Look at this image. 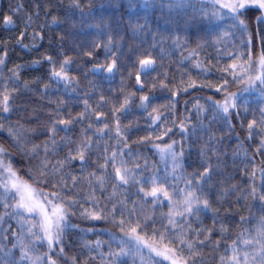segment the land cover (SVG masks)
<instances>
[{
	"label": "trees",
	"instance_id": "16d2710c",
	"mask_svg": "<svg viewBox=\"0 0 264 264\" xmlns=\"http://www.w3.org/2000/svg\"><path fill=\"white\" fill-rule=\"evenodd\" d=\"M206 6L202 0H0V98L9 96L10 109L0 112V144L32 184L27 172L39 161L17 150L9 130L25 150L47 142L49 168L64 165L49 179L56 185L63 176L61 194L76 201L63 250L51 255L55 264H149L146 249L117 255L134 249L121 243L128 237L118 222L130 219L135 227L146 219L160 229L169 214L192 245L176 253L184 264H264V83L247 89L246 82L264 50V22L257 20L261 10L250 8L242 31ZM65 60L68 80L52 74ZM227 97L236 107L224 113ZM83 142L85 159H67L78 156ZM168 145L176 151L174 169L163 165ZM153 187L168 198L155 203L146 195ZM189 191L209 207L194 204L195 214L181 217L182 193ZM4 205L0 196V264H33L22 259V220ZM95 208L107 218L80 214ZM145 240L176 248L150 234Z\"/></svg>",
	"mask_w": 264,
	"mask_h": 264
},
{
	"label": "snow or ice",
	"instance_id": "6c2138e0",
	"mask_svg": "<svg viewBox=\"0 0 264 264\" xmlns=\"http://www.w3.org/2000/svg\"><path fill=\"white\" fill-rule=\"evenodd\" d=\"M214 3L218 5L213 15L220 16L222 13L220 9H228V15H231L234 24L241 28L242 31H247L248 26L245 22L244 17L246 16V12L250 8L264 9V0H251V2H247V0H238V2L230 3L224 2L221 3L220 0H214ZM258 22H264V13H261L259 17H257ZM6 23L12 22V17H7ZM49 62H52V57L46 56ZM259 64L262 68H264V50L259 54ZM69 63L68 60L63 61L59 65L60 70H53V75L56 77H61L62 79L68 80V76L65 73V68ZM141 65H150L152 61L150 60H142ZM4 64V59L0 58V65ZM101 67H104L103 65ZM116 67L115 59L112 60L111 64L106 67V71L112 72ZM231 74V73H230ZM264 75V74H262ZM255 79L261 80V83H264V79L261 76H256ZM139 80V77H137ZM144 100H148V97H143ZM9 96L4 95L0 98V112H8L9 109ZM231 97H227L223 104L220 105L224 113H228L230 108H235L236 104L231 103ZM127 102V101H126ZM60 123H70V121L61 120ZM249 124V129H252L254 126ZM0 130H3L2 126H0ZM53 133L56 131L55 127L50 129ZM9 135L13 140V145L17 148L19 152L24 155H31L33 158L37 159L39 163L33 167L29 166L27 175L29 179H31L32 184H28L27 181L22 180L17 176L16 172L13 170L11 165L10 157L12 153L8 148H5L2 144H0V196L3 197L5 202V207H12L15 214L18 217L24 219L25 223H28V232L35 236V233L32 232L34 227H39L42 236L40 239L47 240L49 248L53 247L54 243H58L63 234V228L66 225L67 217L70 214L71 206L76 204V201L67 200L61 193L64 189L67 188V184L65 183L63 176L60 177V180L56 185H52L49 176L54 175L60 172V169L63 168V162H58L56 165H52L49 168L48 161V146L47 142L41 145L33 144L31 149L25 150L20 140L16 138L11 130H9ZM171 145H168L165 151L170 149ZM43 149L44 156L40 157V150ZM87 149V142H83L80 147H78L75 151L78 153L77 157H73L69 155L67 159L71 160L74 158H78L83 161L85 159L84 152ZM119 172V169H116ZM94 175V174H93ZM203 175H208V172L205 171ZM120 180L123 183H128V180L121 175ZM72 183L75 185L77 181L75 179L72 180ZM155 183V181H153ZM191 183L190 181L188 182ZM32 185H36L33 187ZM41 185H48L53 190L44 191ZM177 194L180 195L181 192L177 190ZM184 196V211L179 213L181 217H185V213L187 215H194L193 205L194 204H202L203 208H208V201H201L200 197L195 194V192L189 191L182 193ZM146 195L157 198L154 202L159 203L162 202L160 197L158 196V189L153 187L152 190ZM162 196L164 198H168L167 191L162 192ZM99 202L94 201V205ZM201 208L197 207L196 211H200ZM112 213L115 212V208L110 210ZM104 212L103 208H95L91 209H82L80 214L83 215L86 219H106L108 214L101 215L100 213ZM25 214H30V216H25ZM75 214V213H72ZM32 218L37 219V224H32L30 221ZM2 219V218H0ZM167 220V224L165 225L163 221H161V228H156V221L148 222V220H137L136 226H132V221L130 219H121L118 222V227L120 231L128 237L127 241H121L122 244H131L134 245L133 248H128L125 250L121 249V252L117 255H126L130 251H135L137 253L142 252L143 249H148L147 260L149 264H163L165 260L171 262V264H178V260L174 258L177 252H183L185 245L187 248L191 249V244H186L183 240L182 236L177 234V231L174 228L178 222L172 218V215L169 214L165 217ZM139 229V232H138ZM163 229V230H161ZM150 234L153 237L158 238L161 241H167L168 244L175 245V251L171 248H168L165 245V250H157L152 244H150L147 240H145V235ZM202 243V242H201ZM171 252V255L168 253ZM152 253H155L153 256ZM23 258H27L26 253L22 256ZM162 258V259H158ZM54 264V262H53ZM186 264V262H185Z\"/></svg>",
	"mask_w": 264,
	"mask_h": 264
},
{
	"label": "rangeland",
	"instance_id": "374dc122",
	"mask_svg": "<svg viewBox=\"0 0 264 264\" xmlns=\"http://www.w3.org/2000/svg\"><path fill=\"white\" fill-rule=\"evenodd\" d=\"M202 1L205 4H207L206 8H208L210 11H212V12L216 11L218 5H216L214 3V0H202ZM220 2L221 3H224V2L235 3V2H238V0H220ZM247 2L250 3L251 0H247ZM260 10H261V13H264V9H260ZM220 12L222 13V15H220L219 17H231V15L227 14L228 9L221 8ZM254 69L259 70L256 76H261V78H262L263 77L262 72H263L264 68H262L260 66L259 59H257L253 63V67L252 66L250 67V71H252V74H251L250 78H248L246 80L247 89H254L255 86L257 85V83H260V81H261V80L255 79L256 76L254 78H252ZM232 101H233V97H231L230 102H232ZM166 148L167 147L163 148V152H162L163 165L167 169H174L177 165V155L175 154L176 151L172 146L170 149L165 151L164 149H166ZM13 170L16 172L14 167H13ZM16 174L18 177H20L17 172H16ZM28 184H30V183H28ZM32 186L35 187L34 185H32ZM158 196L161 198L162 192L158 191ZM25 216H30V214H25ZM20 219L22 220V225L24 226V230L21 228L23 230V233L19 237L18 241L22 242V248L27 255V259L31 260L33 264H53L54 260H53L51 255L56 253L57 255L60 256V252L63 250V244L61 241L62 237L58 243H54L53 247L49 248L47 240L39 238L42 236V233L40 232L39 227L37 226V227H34L32 229V232L35 233V236H33L31 233L28 232V223H25L24 219H22L21 217H20ZM30 222L32 224H37V219L32 218ZM63 230H64V228H63ZM62 236H63V234H62ZM145 249L148 251L147 248H145ZM157 250L163 251V250H165V248H163V249L157 248ZM169 253H171V252H169ZM152 255H155V253H152ZM169 255H171V254H169ZM174 258H176L178 260V264H184L183 261L180 259V257L175 256ZM165 261L168 262L169 264H171L170 261H168V260H165ZM54 264H55V262H54Z\"/></svg>",
	"mask_w": 264,
	"mask_h": 264
},
{
	"label": "water",
	"instance_id": "95a60500",
	"mask_svg": "<svg viewBox=\"0 0 264 264\" xmlns=\"http://www.w3.org/2000/svg\"><path fill=\"white\" fill-rule=\"evenodd\" d=\"M103 67H97L95 70L100 73L102 71Z\"/></svg>",
	"mask_w": 264,
	"mask_h": 264
}]
</instances>
